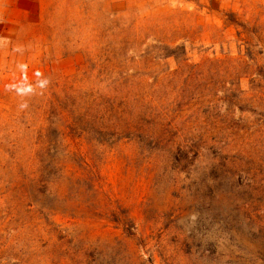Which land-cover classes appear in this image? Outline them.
I'll return each mask as SVG.
<instances>
[{
  "label": "rangeland",
  "instance_id": "374dc122",
  "mask_svg": "<svg viewBox=\"0 0 264 264\" xmlns=\"http://www.w3.org/2000/svg\"><path fill=\"white\" fill-rule=\"evenodd\" d=\"M0 264H264V0H0Z\"/></svg>",
  "mask_w": 264,
  "mask_h": 264
},
{
  "label": "trees",
  "instance_id": "16d2710c",
  "mask_svg": "<svg viewBox=\"0 0 264 264\" xmlns=\"http://www.w3.org/2000/svg\"><path fill=\"white\" fill-rule=\"evenodd\" d=\"M182 51V53H185V49L183 47L171 50L170 48L164 47L162 48V58L163 59H168V58H173V59H178L179 55L176 53V51ZM97 112V110H95L92 114V118L90 121V125L91 128L93 130H95L94 128L96 127L97 123H98V117L94 116L95 113ZM103 114V116L105 117L107 115V117L112 118V110L109 109H105L103 111H101ZM143 119V118H142ZM132 121V120H130ZM114 125L116 127V129H118L120 131L119 135L124 133V132H129L130 130V125L126 122V117H125V113L121 114L120 117L118 119L114 120ZM104 130L109 131L107 128H105Z\"/></svg>",
  "mask_w": 264,
  "mask_h": 264
}]
</instances>
